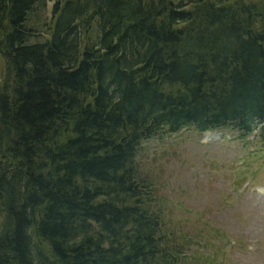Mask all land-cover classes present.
<instances>
[{
    "label": "trees",
    "instance_id": "trees-1",
    "mask_svg": "<svg viewBox=\"0 0 264 264\" xmlns=\"http://www.w3.org/2000/svg\"><path fill=\"white\" fill-rule=\"evenodd\" d=\"M47 1L0 0V264H201L137 156L190 129L264 143V2L53 0L34 23Z\"/></svg>",
    "mask_w": 264,
    "mask_h": 264
},
{
    "label": "rangeland",
    "instance_id": "rangeland-1",
    "mask_svg": "<svg viewBox=\"0 0 264 264\" xmlns=\"http://www.w3.org/2000/svg\"><path fill=\"white\" fill-rule=\"evenodd\" d=\"M52 4H38L32 21L48 18ZM234 132L184 130L144 141L137 156L169 224L208 241L194 246L201 264H264V143Z\"/></svg>",
    "mask_w": 264,
    "mask_h": 264
}]
</instances>
